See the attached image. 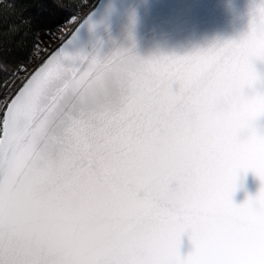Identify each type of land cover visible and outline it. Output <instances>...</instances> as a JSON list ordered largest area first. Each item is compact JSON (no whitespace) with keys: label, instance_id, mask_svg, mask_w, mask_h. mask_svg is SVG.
Segmentation results:
<instances>
[{"label":"water","instance_id":"1","mask_svg":"<svg viewBox=\"0 0 264 264\" xmlns=\"http://www.w3.org/2000/svg\"><path fill=\"white\" fill-rule=\"evenodd\" d=\"M261 3L98 1L44 60L60 53L25 109L13 113L7 153L13 167L11 172L5 167L0 192L5 262L9 249L76 242L119 221L133 165L160 147L182 118L195 115L190 107L196 86L166 104L154 81H141L140 70L149 61L192 56L240 39ZM256 67L264 74V63ZM172 88L178 91L180 84ZM257 123L264 129V118ZM259 188L260 181L247 173L234 203L255 196ZM190 247L182 237L181 253Z\"/></svg>","mask_w":264,"mask_h":264},{"label":"snow or ice","instance_id":"2","mask_svg":"<svg viewBox=\"0 0 264 264\" xmlns=\"http://www.w3.org/2000/svg\"><path fill=\"white\" fill-rule=\"evenodd\" d=\"M59 56L56 51L30 74L0 113V192L5 167H13L7 154L13 113L25 109ZM257 63H264V3L254 6L240 39L147 62L139 77L158 85L164 103L197 87L195 115L182 118L160 147L133 165L119 221L76 242L9 249L0 264H264V129L257 123L264 118V74ZM16 156L18 163L23 151ZM249 172L260 188L236 204L233 194ZM185 236L191 247L182 254Z\"/></svg>","mask_w":264,"mask_h":264},{"label":"trees","instance_id":"3","mask_svg":"<svg viewBox=\"0 0 264 264\" xmlns=\"http://www.w3.org/2000/svg\"><path fill=\"white\" fill-rule=\"evenodd\" d=\"M86 2L0 0V96L5 84L22 67L31 63L38 35L53 31L75 19L79 24ZM8 23L16 25L17 30L13 28V31H8Z\"/></svg>","mask_w":264,"mask_h":264},{"label":"rangeland","instance_id":"4","mask_svg":"<svg viewBox=\"0 0 264 264\" xmlns=\"http://www.w3.org/2000/svg\"><path fill=\"white\" fill-rule=\"evenodd\" d=\"M98 1L99 0H87L86 5L81 12L83 18L96 6ZM77 25L78 21L75 19L53 31L40 33L38 35L37 46L31 63L28 66L22 67L2 89L0 96V113L3 112L5 105L9 103L11 97L26 81L35 68H37L61 43L64 42L65 39L69 37Z\"/></svg>","mask_w":264,"mask_h":264}]
</instances>
